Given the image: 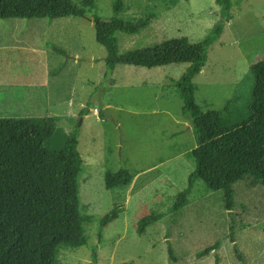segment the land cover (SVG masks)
<instances>
[{
    "label": "rangeland",
    "instance_id": "obj_1",
    "mask_svg": "<svg viewBox=\"0 0 264 264\" xmlns=\"http://www.w3.org/2000/svg\"><path fill=\"white\" fill-rule=\"evenodd\" d=\"M233 1V18L225 23L206 65L194 78L197 101L204 110L222 108L250 65L264 59V0ZM125 6L122 17L126 20L148 18L149 13L155 17L137 32L118 33L121 52L172 37L199 42L220 19L216 0L177 4L125 0ZM94 14L112 16L113 0H97L86 17L0 19V26L17 30L0 31V58L9 56L26 75L31 62L50 63V75L42 74L44 81L48 76L50 81L44 93L0 117L59 115L63 127L78 131L84 160L78 176L80 206L93 219L85 223L88 244L63 245L58 264H91L95 244L98 264H264L263 184L252 186L250 179L234 183L236 205L229 211L221 191L209 189L198 179L188 204L171 212L194 169L185 153L196 146V139L190 119L182 114V98L166 85L189 64L153 68L119 64L104 76L107 51L96 40ZM16 36L26 44H17ZM6 44L17 47L2 48ZM32 47L43 52L32 56L28 50ZM84 107H89V113L80 115ZM122 167L134 174L132 183L107 189L106 171ZM116 206L120 214L104 228V241L99 243V220ZM150 214L163 218L138 233L139 220ZM233 224L241 257L229 236ZM219 240V249L197 256Z\"/></svg>",
    "mask_w": 264,
    "mask_h": 264
},
{
    "label": "trees",
    "instance_id": "obj_2",
    "mask_svg": "<svg viewBox=\"0 0 264 264\" xmlns=\"http://www.w3.org/2000/svg\"><path fill=\"white\" fill-rule=\"evenodd\" d=\"M177 4L180 0H165ZM220 19L199 42L187 36L172 37L150 46L121 52L118 33H134L148 18L124 19L125 0H113V14H94L96 40L107 51L104 76L119 64L153 68L173 63H188L185 72L166 87H174L183 100L182 114L191 121L196 146L185 153L193 161L187 187L178 193L172 213L189 202L195 182L202 179L213 191H221L224 206L233 211L234 183L250 179V185H264V59L250 65L233 95L222 108L204 107L197 101L201 73L211 46L219 40L225 23L233 18V0H216ZM97 0H0V19L86 17ZM174 82V83H173ZM90 104V100H89ZM103 114L104 111H101ZM89 113L84 107L80 115ZM62 116L0 117V264H58L63 245L88 244L85 223L93 216L81 211L79 173L83 157L78 148V131L61 125ZM134 174L127 168L105 173L107 189L124 188ZM120 214L115 207L99 220V243L104 228ZM150 214L138 222V233L162 219ZM230 240L236 242L233 224ZM221 241L197 252L203 257L219 249ZM238 255L241 254L236 247ZM92 262L98 264V244L92 245ZM170 255L174 254L170 249Z\"/></svg>",
    "mask_w": 264,
    "mask_h": 264
},
{
    "label": "crops",
    "instance_id": "obj_3",
    "mask_svg": "<svg viewBox=\"0 0 264 264\" xmlns=\"http://www.w3.org/2000/svg\"><path fill=\"white\" fill-rule=\"evenodd\" d=\"M6 20L16 22L13 21L14 19L12 18ZM32 20H35V18ZM15 24L18 25L19 22ZM20 29L22 28H18V30ZM4 30H6L5 33L7 34H12L13 31H17L13 26H0V31L3 32ZM16 37L17 44H26L23 39L18 38L19 36ZM5 47L14 48L17 46H14V44H6L2 48ZM37 47H39V45ZM28 50H31L32 56L35 52H43L42 50H37L35 48ZM39 66L42 67V70H40ZM25 73L26 71L18 67L9 56L0 58V115L10 114L15 108L25 105L32 98L36 99V97H39L44 93L46 85L50 83L49 76L45 78V81L42 77V74L50 75V63L48 61L46 62L45 59L43 62L40 60L38 62H31L30 69H27L29 75H26ZM19 88L22 91L21 93L19 92Z\"/></svg>",
    "mask_w": 264,
    "mask_h": 264
},
{
    "label": "water",
    "instance_id": "obj_4",
    "mask_svg": "<svg viewBox=\"0 0 264 264\" xmlns=\"http://www.w3.org/2000/svg\"><path fill=\"white\" fill-rule=\"evenodd\" d=\"M81 120H82V118H81Z\"/></svg>",
    "mask_w": 264,
    "mask_h": 264
}]
</instances>
